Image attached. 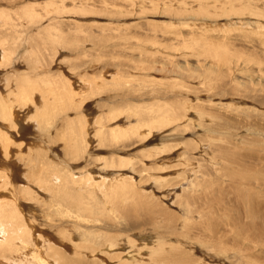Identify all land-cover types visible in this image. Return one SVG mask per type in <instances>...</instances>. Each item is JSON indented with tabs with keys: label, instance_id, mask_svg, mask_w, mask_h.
I'll list each match as a JSON object with an SVG mask.
<instances>
[{
	"label": "rangeland",
	"instance_id": "1",
	"mask_svg": "<svg viewBox=\"0 0 264 264\" xmlns=\"http://www.w3.org/2000/svg\"><path fill=\"white\" fill-rule=\"evenodd\" d=\"M53 1L0 0V9H5L8 4V8L27 7L29 4L31 11L36 9V14L43 15L44 4ZM209 1L200 2L205 4ZM247 1L252 6L263 8V0ZM62 3L68 10L72 3H76L78 8L88 9L83 17L69 18L60 24L63 38L58 48L61 50L48 53L52 64L47 70L58 74L63 69L72 74L73 81H78L79 74L96 77L105 73L104 76L109 77L121 73V70L141 78L126 80V84L116 92L113 87L103 90L92 101L85 102V107L82 105L79 111H72V118L76 119L79 113H84L92 124V118L100 113L98 110L104 111L118 103L121 107L128 103L168 107L167 102H170L178 107L179 102H186L188 111L181 115L180 120L165 123L167 126L161 131L145 133L142 137L105 139L102 143L94 139L81 160H76L74 154L66 155L61 142L57 143L60 147L52 145L48 152L49 161L56 167L68 162L65 163L66 167L71 175L74 174L72 176L77 177H73L76 184H79L80 178L88 175L93 177V185L98 187L103 184L100 186L102 189L92 190L93 196L100 199L92 204L96 210L86 205L81 217L76 213L72 219L68 216L59 218L51 213L54 219H46L48 216L41 214L45 201L34 203L27 200L33 191L28 187L31 184L27 183L30 178H23V162L6 161L16 171L15 187L21 183L25 184L23 189H28V196L20 199L26 211L24 218H27L34 233H31L33 238L37 240V237L45 235L53 237L55 240L49 243L69 256V260L72 259L65 261V264H264V62L259 60L264 58V46L261 47L260 40H257L259 36H256V33L263 34L264 29L246 28L249 38L243 39L237 31L232 32V26H227L231 30L226 34L229 35L227 38L222 35L221 29L205 26V21L198 19L200 17L187 14L176 17L170 13L175 7L174 0H162V6L156 8L151 6L150 0H62ZM166 7L171 8L166 10ZM13 10L17 9L11 12ZM241 16L235 17L233 23L239 18L251 21L245 15ZM41 20L42 28L46 19ZM219 20L221 24L225 22L224 18ZM77 27L81 31L75 30ZM22 29L26 28H18L19 31ZM200 31L209 35L211 40L205 43L209 48L224 42L231 50L230 59L234 60L236 55L241 58L230 63L224 59L200 57L182 47L166 49L167 46L178 47L181 40H187ZM73 33L77 36L73 37ZM29 36L32 34L22 33L21 38L18 37L21 47L17 53L25 51ZM80 37H86V47L89 48L88 54L80 58L82 60H79L75 49ZM224 37L226 42L222 39ZM99 38L103 41L99 42ZM31 40L34 37L29 42ZM90 45L93 47L90 48ZM203 48L200 51H207ZM56 52L55 56L51 55ZM141 55L149 58L150 63H139ZM247 58L248 63H244ZM17 61L26 64L25 59ZM71 66L75 72L69 70ZM12 70L16 69L10 68L5 73ZM79 84V81L75 83L77 91ZM22 119L26 121L25 117ZM59 119L68 122L67 118L61 116ZM116 119L109 125L110 130L128 128L125 114L117 115ZM32 123L28 120L21 122L22 127L28 130L20 134L31 136L28 141H43L42 137L37 136L36 126ZM42 145H45L44 142ZM14 150L12 148V152ZM52 156L54 159H51ZM51 169L52 166L48 167L49 171ZM112 178L127 180L128 188L121 189V185H124L122 181L117 182L119 187L112 188L109 182ZM39 190V195H46L44 190ZM71 190L68 199L77 210L80 205L78 195L82 192L75 189L76 195L73 196L74 189ZM111 192L116 195L113 196ZM74 222L77 226L72 224ZM93 234H105L107 239L116 240L117 245L111 249L106 245L97 246L93 253L88 249V254L82 256L84 260L73 257L75 247L72 246L75 244L78 247L76 244H81L79 239ZM84 247L93 248L90 245ZM30 248L34 249L27 242L18 246L17 250L26 252ZM150 248H161L166 258L160 259L156 255L150 259ZM0 263L18 264L1 258ZM31 264H38V261L34 260Z\"/></svg>",
	"mask_w": 264,
	"mask_h": 264
},
{
	"label": "bare ground",
	"instance_id": "2",
	"mask_svg": "<svg viewBox=\"0 0 264 264\" xmlns=\"http://www.w3.org/2000/svg\"><path fill=\"white\" fill-rule=\"evenodd\" d=\"M161 1L150 0V3L151 6L156 8L161 4ZM200 1L201 0H192V1L174 0L175 7L174 10L170 13H174L176 17L185 14L191 15L195 18L200 17L198 19L205 21L204 22L205 26H208L210 28H218L219 31L221 29L222 35H225V37L227 36L226 34L231 32V30H229L227 26L229 27L232 26L233 27L232 32L237 31L238 33H240V36H242L243 39L249 38L247 36L248 34L246 32V28L249 29L252 28L254 30L264 29V0L263 3H261L263 4L262 9H259L260 8L259 6L258 8L256 6H252L251 4H248L250 1L247 0H210L208 3L205 4L201 3ZM74 2H76V0H74ZM236 3H239V5H237ZM75 4L72 3V6L70 7L71 9L68 10L65 7V5L62 3V0H58V1L55 0L47 5L44 4L45 7L43 8L44 10L43 15L36 14L34 12V10L36 9L31 11L29 9L30 7L29 4H28L29 7L25 6L21 8H17V6L15 8L13 7L8 8L7 7L9 5L8 4L5 6L6 7L5 9L2 10L0 9V258L12 262L16 261L18 264H31L34 260H37L38 264H65V261L69 262L72 259L69 260V256H67L66 254H62V252L58 248H54L53 245L49 243V241L55 240L52 239L53 237H47L45 235L43 237L41 236L37 237V240L33 238L34 236L31 235V233H33L32 228L30 227L27 218H24L23 214L26 211L24 208V204L21 203L22 200L20 199L24 195L28 196L27 194L28 189H23L24 187L22 188V186H24L25 184H21V183L19 184L18 187H15L17 183L16 171L14 168L11 167V164H9L6 161H11V163L14 160L19 161V163L23 162V165L25 167V174L23 175V178L27 180L30 178V180H28L27 183L31 184L28 187L29 189L31 188L33 191V193L31 192L30 199L27 200L34 203H38V201H45L44 206L41 207L42 209L41 214L48 216L46 219L48 220L54 219L51 216V213H53L52 215H55V217L58 216L60 218V217L68 216L70 219H72L75 218L76 213L77 216L82 215L83 210H86V205H88V207L90 206L91 210H96V208L92 206V204H94L96 201L99 202L100 199L99 197L96 198L95 196H93L92 190L94 191V189H98L102 183L98 187L97 185H93L94 179L92 180L93 177L91 175H88L84 179L80 178L79 184H76L77 182L74 180V178L76 179L77 177L72 176L74 174L71 175L70 173L71 171H68V168L66 167L65 163L68 162H65L64 163L65 165L63 163L62 165H59L57 163L56 165H59L61 167H56L54 164H52L53 162L51 163V161H49L50 158H48V152L52 145H54L53 147H55V144L56 146H58L57 143L61 142L62 143L61 145L66 150L65 152L66 155L74 154L75 157L77 158L76 160H81L84 157L85 154L84 152L89 150L88 145L94 139H97L96 140L97 142L102 143L103 141H105V139H117L119 137L132 138L134 136L142 137V134L145 133L151 134L152 131L154 133L156 130L157 132L159 130L161 131L164 127L167 126V125L165 126V123H169V121L176 122L177 120H180L181 115L188 111V106L186 102L181 103L179 101L178 102L180 104L178 105V107L172 106L170 102L169 103L167 102L168 107L167 106L164 107L161 105L148 107V105L146 104L142 106V105H133L131 103H128L124 107H121L119 106L118 103L117 105L108 106V108L105 109L104 111H102L101 109L98 110L100 111V113L99 115H96L97 117L94 116L92 118L93 119L92 124L89 122V120L87 119L84 113H79L78 118L76 119L72 118L70 116L72 111L74 110L79 111L80 109H82V105H84L85 102L88 101L90 102L92 98H95L96 95L100 94L103 90H107L113 87L115 90L114 92H116L118 91L119 88H121V86H124L126 84L127 82L126 80L141 79L132 76L133 74L130 75V73H128L127 71H122V70L121 73L114 74V76L109 75V77H105L104 76L105 73L103 74V76H101V74H98L96 77L85 76V75L80 76L79 74L78 81L81 84V85L79 84V91H80L79 92L77 91V88L75 86V83L78 81L72 80L73 77L70 72H65L62 69V71L58 70L60 71L58 74H53L49 70H47V68L50 69V66L52 64V62L49 60L50 58L47 57L48 53L50 51L51 52L55 51V49L56 51L61 50V48H58L59 46L62 45L61 39L63 38L62 29H61L62 27L60 28V24L65 20L67 21L69 18H72L74 20V17L77 16L83 17L84 16L83 13L86 12L88 9V7L78 8L76 7ZM32 7L33 6H31V9H33ZM170 8L171 7H166L165 9L168 10ZM12 9H17V10L15 11L13 10V12H11ZM241 15H245L246 16L245 18L248 17L251 19V21L247 22V21H243V18H239V21L233 23L232 20L235 19V17L237 16L239 17ZM221 18L225 19V22L222 24L219 22L220 21L219 19ZM41 19L44 20L46 19V22H44V26H42V28L40 23L43 22V20ZM183 23H186V21H183ZM75 25L77 26V24ZM20 27L26 29H22L19 31L18 28ZM235 28H239V29L236 30ZM75 30L81 31V28L77 27L75 28ZM22 33L28 35L32 34V36L27 37V41L28 40L30 41L31 37H34V40L33 41L31 40L32 42L28 41L24 46L25 51L20 52L21 53L20 54L17 53V49L21 47L19 46L20 43H18L17 40ZM206 34L207 33L200 31L199 34L197 35L195 34L191 36L192 32H190L189 36L191 37L188 38L187 40L185 39L181 40L178 43V47L167 46L166 49L171 47L174 48L182 47L185 50L192 52L193 54L199 55L200 57L201 56L205 58L213 57L211 58L213 60L224 59L231 61L230 63H233L234 60L238 61L241 58L240 55H236V58L234 60L230 59V57L232 56L231 50L229 46L224 42H221L222 44L220 46H217L215 48H209L206 44L211 39H209L208 37L209 35L207 36ZM74 36L77 35L73 33V37ZM256 36H259L257 40H260L261 47L262 45L264 46V31L263 34L256 33ZM225 37L222 38L224 39V41L226 40ZM85 38L86 37H84V39L80 37L79 43H75L76 44L75 49L79 54V60H82L80 58L88 54L87 52L89 48L86 47L87 43L85 41ZM100 40L102 39L99 38V42ZM67 45L69 46V44ZM92 47L93 46L90 45V48ZM201 47H204L203 49L205 50L207 49V51L204 50L200 51ZM208 49H211V51H208ZM217 50H221V51H217ZM170 51L172 50L170 49ZM216 53H220V54L216 56L215 55ZM56 54L57 52L51 55L55 56ZM144 57H142L141 55L140 58H138L139 63H150V59ZM249 58L245 59L244 63H248ZM21 59L22 60L25 59L26 66L23 65L22 62L17 61ZM259 60L261 62H264V58ZM54 61L55 59L53 60V62ZM82 63L83 62H81V64ZM156 64H161V63H156ZM164 64H166V61ZM170 64L172 65L173 62ZM10 68H15L16 70L15 71L12 70L10 71V73L6 74L5 71H7ZM207 69L210 70L209 67ZM69 70L71 72L74 71L72 66L70 67ZM141 70L144 69H142L141 67ZM209 73L210 72H208V74ZM80 88H82V90ZM119 114H125L126 121L128 122L127 123L128 128L110 130L111 128L109 125L113 124V120L116 119V116ZM59 116H61V118H67L68 122L60 120ZM24 117L26 118V121L28 120L29 122H33L35 124L37 130L36 134L37 136L42 137L43 141L40 142L39 141L35 142L32 140L28 141L32 138L31 136L28 137L25 136V134L24 136L23 134H20L21 131L24 132L25 130H28L27 128L26 129L23 128L22 127L23 124H21V122L22 123L26 122L22 119ZM57 122L58 124L56 125ZM124 128H126V125ZM147 139H149V137ZM42 142H44V144L47 147H45V145L43 146ZM163 144L164 143H162V145ZM160 147L162 148L161 145ZM12 148H15L14 152H12ZM65 150H63V152ZM58 155H60V152ZM70 158H72V156ZM70 158H68V160ZM51 159H54V157ZM119 162L121 164L123 163L122 160H120ZM50 166H52L51 171L48 170V167ZM43 167L44 170H42ZM87 172L88 171H86V173ZM120 173L122 172L120 171ZM90 181L92 183H90ZM121 181L124 183V185H121V189L122 190L127 189L128 188L127 180L112 178L111 181L109 182L111 184V187L113 188L116 186L119 187L118 186L119 183L117 184V182H121ZM39 189L44 190L46 192V195L45 194L39 195L37 193V190ZM71 189H74L73 196L76 195L75 189H80L82 192L78 195V198L80 199V205L77 210H75L72 207L74 204L72 206L70 205V202L72 201L68 199V196L71 195L72 193ZM100 189L102 188L100 187ZM112 194L113 196L116 195L115 193ZM15 195L18 197V199L15 197ZM47 198L48 200L46 201ZM104 198L107 199L105 193H104ZM39 220L41 219L39 218ZM79 221L81 222V220ZM89 221L91 222V219H89ZM46 222L48 223L47 220ZM72 224H75V226H77L76 222ZM84 238L82 237L81 240L79 239L81 244L80 245L76 244L78 247L74 246L75 244L72 246L75 247L73 251L75 252L74 254L75 256L73 257H78L84 260L83 257L85 256V254H88V251H86L88 249H91V252L93 253L95 251L94 247L106 245L107 248L111 249L117 245L116 240L107 239L105 234H93L86 237V239ZM27 242H29L30 245L34 247L33 250L31 248L27 249L26 252H22V250L20 249L17 250L18 246L25 245ZM85 243L93 248L84 247L87 246ZM208 243L211 244L213 242L211 243L208 242ZM82 249L85 251H82ZM149 250H150L149 252L150 259L152 257H155L156 255L160 259L166 258L161 248L158 249L150 248ZM14 254H16V256H14ZM7 255L9 256L8 258L6 257ZM53 255L56 257L53 258Z\"/></svg>",
	"mask_w": 264,
	"mask_h": 264
}]
</instances>
